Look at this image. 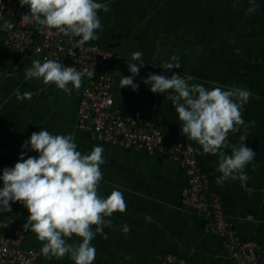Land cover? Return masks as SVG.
Segmentation results:
<instances>
[{"label":"crops","instance_id":"obj_1","mask_svg":"<svg viewBox=\"0 0 264 264\" xmlns=\"http://www.w3.org/2000/svg\"><path fill=\"white\" fill-rule=\"evenodd\" d=\"M227 1L216 0L218 3L223 2V5L215 6L216 14L220 11L218 14L226 17L230 15L232 8L226 5ZM131 14L134 12L125 9H111L108 12L99 10L98 15L103 25L102 31L97 30L100 38L87 42L112 54L104 69L112 71L116 76V107L124 113L141 111L156 121L167 140L191 144L197 149L195 154L199 165L207 174L208 192L221 198L225 215L237 229L241 239L257 242L264 251V167L259 164V156L244 170L249 177L246 183L237 179L226 181L222 187L217 185L216 179L221 175L217 171L218 155L202 153L196 142L182 134L178 114L171 101L166 99L171 90L154 94L150 91L151 85L143 83L148 73L169 77L172 74L167 73L166 69L164 72L157 68L161 66L160 59L155 55L156 47L148 42L154 36L147 33V14L143 24L137 23L135 16ZM6 37V32L0 29V175L3 168L13 167L18 162L21 146L30 138L31 133L48 130L53 135L75 134L77 150L82 154H89L94 146L104 148L102 155L105 163L101 165L103 180L99 193L106 198L114 189H118L124 194L127 204L124 213L114 212L110 217L112 226L104 228L108 239L97 234L91 242L96 248L93 264H155V256L161 253L178 255L191 264H238L230 257L224 238L206 229L203 215L184 205L182 191L187 175L176 161L159 153L124 148L93 139L89 132L77 126L82 86L79 90L73 88L69 95L55 84L45 85L42 78L26 79L25 69L31 67L32 61L36 59L9 49ZM162 39L171 40L172 37ZM260 45L264 43L261 42ZM136 51L143 53L142 61L145 64L134 79L139 85L138 90L133 91L131 87L120 88L121 77L131 75L128 62ZM230 60L212 58V87L210 80L203 83L195 74H189L194 77L190 83H203L207 89L217 86H222L225 90L234 86L249 89L252 96L243 107V119L249 124L248 134L255 130L257 134L264 129V56L250 57L245 61ZM232 62L242 63L240 72L237 67H232ZM17 88L21 94L31 92L35 95L30 100L17 101L12 94ZM257 96L260 99H256ZM253 119L255 125L251 126ZM242 131L243 129L241 133H229L230 143H239ZM252 143L253 140L246 137L245 144L252 148ZM29 149L30 145L23 151L28 156H38L37 152ZM221 151L231 155L230 149ZM2 187L3 181L0 180V188ZM10 203L12 211L0 212V219L11 224L15 231L24 233L23 247H37L41 251L43 244L36 234L30 228H23L28 222L27 208L19 201ZM125 224L131 228L128 234L122 231ZM92 228L94 230L95 226ZM72 242H82V238L73 235L69 240V243ZM39 263L74 264L67 255L60 259H46L42 253Z\"/></svg>","mask_w":264,"mask_h":264},{"label":"clouds","instance_id":"obj_2","mask_svg":"<svg viewBox=\"0 0 264 264\" xmlns=\"http://www.w3.org/2000/svg\"><path fill=\"white\" fill-rule=\"evenodd\" d=\"M19 3L29 8V13L23 15L22 20L56 29L65 36L79 37L75 47L80 48L100 38L97 30L102 31L103 25L98 11H110L111 0H19ZM250 4L246 14L259 8L255 0H250ZM6 23L9 29L15 26L11 22ZM142 56L140 51L132 53L128 62L131 75L121 77L120 88L138 90L139 85L134 79L145 65ZM171 61L176 63L163 62L161 67L166 70L180 68L179 56H172ZM95 74L94 68L77 70L47 57L43 62L33 60L31 67L25 69L26 79L42 78L45 85L55 84L69 95L73 88H81L85 76L91 78ZM193 79L191 75L174 73L169 77L148 73L143 83L151 85L150 91L154 94L171 90L166 99L171 101L178 114L182 134L196 142L202 153L218 155L217 171L221 175L216 179L217 185L222 187L226 181L237 179L246 183L249 177L244 170L256 157V152L245 144L249 124L243 119V107L249 102L251 91L245 86L227 90L222 86L207 89L202 84L190 83ZM12 94L21 102L35 95L31 92L21 94L19 88ZM250 124L254 126L255 120ZM241 129L240 142L230 143L229 133H241ZM75 139V134L53 135L48 130L31 133L21 146L18 162L13 167L3 168L0 175L3 181L0 212H11L10 202H22L29 212L28 222L23 228H30L42 242L41 253L46 259H60L67 255L74 264H93L96 248L91 242L97 234L108 239L104 228L112 226L110 217L114 212L124 213L127 204L124 194L118 189L106 198L98 191L103 180L104 148L94 146L89 154H82L77 150ZM29 145V150L37 152L38 156H28L23 151ZM221 149H230L231 155ZM187 151L198 150L189 144ZM92 226H95L94 230ZM122 231L128 234L131 228L125 224ZM73 235L82 238V242L69 243Z\"/></svg>","mask_w":264,"mask_h":264},{"label":"built area","instance_id":"obj_3","mask_svg":"<svg viewBox=\"0 0 264 264\" xmlns=\"http://www.w3.org/2000/svg\"><path fill=\"white\" fill-rule=\"evenodd\" d=\"M28 6L19 0H0V29L6 32V44L11 50L25 53L43 62L44 58L65 66L93 69L95 75L85 76L78 108L77 126L95 139L124 148L159 153L176 161L185 171L187 181L182 191L183 203L200 213L208 231L220 234L230 257L238 264H264L260 244L241 239L237 229L227 219L221 198L208 192L207 174L199 165L195 152L187 144L166 139L160 126L141 111L124 113L115 105L116 76L104 69L112 54L98 45L85 43L76 48L77 38L65 36L56 29L38 26L22 20ZM6 22L15 26L11 29ZM79 39V38H78ZM23 232L0 219V264H40L37 247H23ZM155 264H191L186 258L172 253L155 256Z\"/></svg>","mask_w":264,"mask_h":264},{"label":"rangeland","instance_id":"obj_4","mask_svg":"<svg viewBox=\"0 0 264 264\" xmlns=\"http://www.w3.org/2000/svg\"><path fill=\"white\" fill-rule=\"evenodd\" d=\"M255 2L259 5L257 11L246 14L245 10L251 6L250 0H228L226 5L232 9L227 17L218 14L220 11L215 13L216 7L223 5L216 0H114L110 3V10L133 11L131 16H135L139 24L144 23L147 14V33L154 36L148 42L156 47L155 55L160 59V65L163 62L176 63L171 57L179 56L180 68L166 72L195 74L203 83L210 80L212 87V58L245 61L250 57L264 56V45H260L264 43V0ZM166 36L172 39L163 40ZM232 63V67H237L240 72L242 63ZM157 68L165 72L161 66ZM256 132L250 131L248 136L253 140L251 149L264 167V129Z\"/></svg>","mask_w":264,"mask_h":264}]
</instances>
